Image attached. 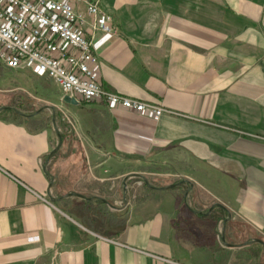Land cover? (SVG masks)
<instances>
[{
  "label": "crops",
  "instance_id": "0c3cea01",
  "mask_svg": "<svg viewBox=\"0 0 264 264\" xmlns=\"http://www.w3.org/2000/svg\"><path fill=\"white\" fill-rule=\"evenodd\" d=\"M100 6L117 29L93 37L100 85L149 107L67 103L16 70L79 134L48 105L0 107V264H264V0ZM141 174L160 183L119 209Z\"/></svg>",
  "mask_w": 264,
  "mask_h": 264
},
{
  "label": "built area",
  "instance_id": "2783aa9c",
  "mask_svg": "<svg viewBox=\"0 0 264 264\" xmlns=\"http://www.w3.org/2000/svg\"><path fill=\"white\" fill-rule=\"evenodd\" d=\"M96 32L117 35L100 0H0V65L32 67L80 102L102 101L137 112L146 103L105 91L92 66ZM159 116L164 109L152 106Z\"/></svg>",
  "mask_w": 264,
  "mask_h": 264
},
{
  "label": "rangeland",
  "instance_id": "374dc122",
  "mask_svg": "<svg viewBox=\"0 0 264 264\" xmlns=\"http://www.w3.org/2000/svg\"><path fill=\"white\" fill-rule=\"evenodd\" d=\"M32 85L28 83V80L19 77V74L16 70L14 71L12 69L0 65V107L17 106V108H19L20 110L21 108L18 107L17 104L18 102L23 101L24 103H30L29 106L28 105L26 106V108H28L31 111H34L43 107V105H48L46 112L49 113V117L51 115L53 117L55 133L61 135L62 128H61L59 116L60 114H62L64 121L68 127V129L65 128L64 130L68 131L71 134H79V129L77 125L74 123V121L71 119V117L67 113L62 111V109L59 106H57L58 105L57 103L59 102H57L55 99L48 98V96L43 94L42 91L34 92L35 89ZM21 97H23V99H21ZM49 100L50 102L52 101L54 104L48 102ZM143 179L146 180L147 184L160 183L157 177L155 176L153 177L150 175L141 174L138 176L136 175L133 177L130 176L128 178H125L124 179L125 192H126L125 200L123 201L120 200L121 196L119 192L117 193V197H116L118 200L116 206L119 209L125 210L126 208H128V206L131 203H134L143 194V191L145 189ZM220 229H221V223H219V226L217 227V230L220 231ZM94 236L105 239L106 241L112 240L107 237H102L98 233H94Z\"/></svg>",
  "mask_w": 264,
  "mask_h": 264
},
{
  "label": "water",
  "instance_id": "95a60500",
  "mask_svg": "<svg viewBox=\"0 0 264 264\" xmlns=\"http://www.w3.org/2000/svg\"><path fill=\"white\" fill-rule=\"evenodd\" d=\"M63 101L67 102V103H72V104H76L77 103V100L72 98V97H69L68 95H64L63 96ZM58 137H59V134H57ZM54 151H52L51 153H53ZM145 180V179H144ZM146 182V180H145ZM218 206H221L220 204H217Z\"/></svg>",
  "mask_w": 264,
  "mask_h": 264
}]
</instances>
